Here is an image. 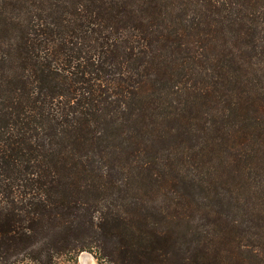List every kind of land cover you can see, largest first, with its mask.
Returning a JSON list of instances; mask_svg holds the SVG:
<instances>
[{"label": "trees", "instance_id": "16d2710c", "mask_svg": "<svg viewBox=\"0 0 264 264\" xmlns=\"http://www.w3.org/2000/svg\"><path fill=\"white\" fill-rule=\"evenodd\" d=\"M264 264V0H0V264Z\"/></svg>", "mask_w": 264, "mask_h": 264}, {"label": "rangeland", "instance_id": "374dc122", "mask_svg": "<svg viewBox=\"0 0 264 264\" xmlns=\"http://www.w3.org/2000/svg\"><path fill=\"white\" fill-rule=\"evenodd\" d=\"M60 264H99V262L94 254L89 252H84L79 255L75 263H69L62 260Z\"/></svg>", "mask_w": 264, "mask_h": 264}]
</instances>
